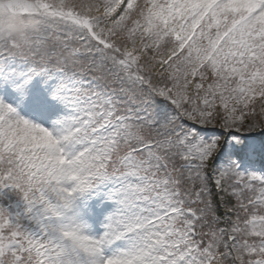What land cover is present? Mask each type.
<instances>
[{"label":"snow or ice","instance_id":"1","mask_svg":"<svg viewBox=\"0 0 264 264\" xmlns=\"http://www.w3.org/2000/svg\"><path fill=\"white\" fill-rule=\"evenodd\" d=\"M0 264H264V0H0Z\"/></svg>","mask_w":264,"mask_h":264}]
</instances>
